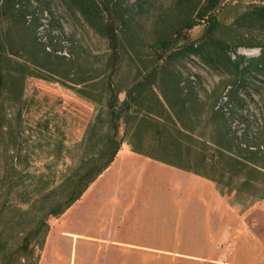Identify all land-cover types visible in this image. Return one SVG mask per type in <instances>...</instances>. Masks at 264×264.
Listing matches in <instances>:
<instances>
[{
	"label": "rangeland",
	"instance_id": "rangeland-1",
	"mask_svg": "<svg viewBox=\"0 0 264 264\" xmlns=\"http://www.w3.org/2000/svg\"><path fill=\"white\" fill-rule=\"evenodd\" d=\"M203 1L191 0L196 8ZM252 1L225 0L228 8L219 11L227 24L223 39H254L229 26L235 12ZM7 2L1 20L10 37L3 38L0 61V206L5 207L0 239L14 244L15 250L33 227V217L45 210L27 201L60 183L76 163L79 144L96 118L98 104L76 90L97 98L101 85H76L73 80L97 76L95 82H100L107 75L111 51L99 24L112 23L119 31L120 15H128V33L119 35L116 80L129 84L136 69L166 55L150 45L165 34L175 14L174 0H143L142 7L137 0H86L98 11L94 28L74 0ZM203 29V24L195 26L186 38L198 39ZM42 45L65 59L52 55L38 60ZM235 54L249 59L260 49L239 47L233 58ZM37 62L54 74L43 73L50 80L28 75L27 68H37ZM182 64L186 80L199 76L195 113L187 124L191 137L181 139L184 150L196 152L197 158L216 150L210 138L218 136L219 126L211 113L220 107L230 132L245 135L244 142L259 148L258 153L239 157L258 171L235 166L223 150L228 145H223V155L216 153L221 162L216 186L132 153L124 143L112 165L78 201L63 215L47 218L42 249L35 247L32 254L22 250L19 255L26 257L21 263L264 264V75L240 78L233 69H212L193 56ZM23 73L22 81L10 90L7 80ZM228 86L238 92L230 106L223 104ZM13 257H8L9 264H18Z\"/></svg>",
	"mask_w": 264,
	"mask_h": 264
},
{
	"label": "trees",
	"instance_id": "trees-1",
	"mask_svg": "<svg viewBox=\"0 0 264 264\" xmlns=\"http://www.w3.org/2000/svg\"><path fill=\"white\" fill-rule=\"evenodd\" d=\"M85 1L74 0L79 4L84 18L95 28L98 23V11L92 2L88 4ZM137 1L142 7L143 0ZM7 3V0H0V61L4 57L3 38L10 37L9 30L5 31L1 23L2 9ZM227 5L225 0H204L196 8L191 0H174L172 12L175 17L167 22L165 34L150 45L154 52H167L166 55L136 69L133 80L129 84H122L116 80L119 69L117 60L119 35L125 36L128 33L125 32L131 24L127 19L128 15L122 14L119 17L120 32L113 30L112 23L99 24L100 31L107 38L111 51L106 64L107 75L100 82H95L97 76L73 80L76 85L85 83H93L97 87L101 85L97 98L91 97L83 89L76 90L98 104L96 118L79 144V157L76 163L68 168L60 183L45 193L34 194L27 201L28 205L45 207V210H41L40 214L33 217L34 225L24 233L17 249L14 250V244L11 246L9 241L0 239V264H9L8 257H13V254L15 257L13 259L18 260V264H23L20 261L26 257V254L19 255L22 250L29 254L33 253L35 247L41 250L48 232L47 218L63 215L78 201L89 186L112 164L124 143L129 146L132 153L205 178L214 182L216 186L218 180L215 175L221 168L217 154L223 155L219 150L223 145H228V148L223 150L230 153L229 160L235 162V166L242 165L241 167L258 171L256 166L250 167L243 164L239 157L258 153L259 148L253 149L244 142L245 135L230 132V124H226L228 118L220 107L211 113L213 120L219 126L218 136L210 138V143L216 147L212 154L209 156L200 154L197 158L195 155L198 154L188 148L184 150L185 147L181 142L183 137H191L187 124L191 113H195L194 100L197 97L195 90L199 85V76L194 75L193 81L183 77L181 69H186L182 64L183 59H190L193 56L212 69L218 67L233 69L240 78L246 75H264V0L252 1L243 10L235 12L229 24L237 30L243 29L248 35H255L253 40L247 38L244 42L230 43L221 37V32L223 33L227 24L219 16V11L223 12L228 8ZM24 20L23 16V23H25ZM202 24L204 29L198 39L186 38L188 31ZM257 36L260 39L257 40ZM179 40L181 44L177 45ZM239 47L259 48L260 54L249 59L235 54L233 58L231 54L235 53ZM39 49L36 56L38 60H46L52 55L58 59H65V57L57 56L48 46L42 45ZM34 65L37 68L31 70L27 68L28 75L46 80L51 78L43 73L54 75L48 70L45 72L46 68L38 62ZM23 78L24 73L19 77L9 78L7 80L9 89L16 87ZM2 80H5V77H2ZM237 93V90L228 86L223 104L230 106ZM191 154L194 155L193 160H190ZM42 176L39 175L38 179L41 180ZM10 178L9 176L7 179ZM4 210L3 203L0 206V215Z\"/></svg>",
	"mask_w": 264,
	"mask_h": 264
},
{
	"label": "crops",
	"instance_id": "crops-1",
	"mask_svg": "<svg viewBox=\"0 0 264 264\" xmlns=\"http://www.w3.org/2000/svg\"><path fill=\"white\" fill-rule=\"evenodd\" d=\"M122 146H123V145H122ZM119 152H120V151H119ZM119 152H118V154H119ZM118 154H117V155H118ZM117 155H116V157H117ZM116 157H115V159H116ZM115 159H114V161H115ZM114 161H113V162H114ZM113 162H112V163H113ZM111 165H112V164H111ZM111 165H110V166H111ZM110 166H109V167H110ZM109 167H108V168H109ZM106 170H107V169H106ZM106 170H105V171H106ZM105 171H104V172H105ZM104 172H103V173H104ZM103 173H102V174H103ZM102 174H101V175H102ZM101 175H100V176H101ZM100 176H99V177H100ZM99 177H98V178H99ZM98 178H97V179H98Z\"/></svg>",
	"mask_w": 264,
	"mask_h": 264
}]
</instances>
